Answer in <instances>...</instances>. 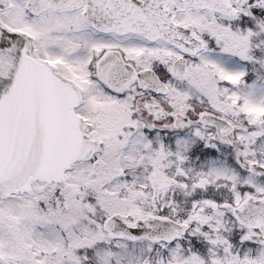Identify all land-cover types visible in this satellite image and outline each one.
Instances as JSON below:
<instances>
[{
  "label": "snow or ice",
  "instance_id": "obj_1",
  "mask_svg": "<svg viewBox=\"0 0 264 264\" xmlns=\"http://www.w3.org/2000/svg\"><path fill=\"white\" fill-rule=\"evenodd\" d=\"M0 264H264V0H0Z\"/></svg>",
  "mask_w": 264,
  "mask_h": 264
}]
</instances>
